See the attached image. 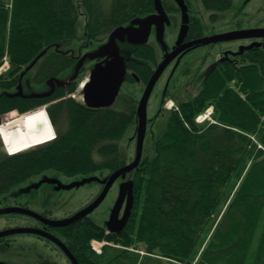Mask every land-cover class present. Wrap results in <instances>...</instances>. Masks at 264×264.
Instances as JSON below:
<instances>
[{"label":"trees","instance_id":"obj_1","mask_svg":"<svg viewBox=\"0 0 264 264\" xmlns=\"http://www.w3.org/2000/svg\"><path fill=\"white\" fill-rule=\"evenodd\" d=\"M175 1L189 12V0ZM200 1L213 19L234 3ZM108 5L106 10L103 0H13L10 11L0 0V63L8 52L16 68L8 78L0 77V115L29 111V94L15 95L29 80L27 68L38 64L36 70L41 71L45 46L74 40L81 14L86 36L95 39L159 12L157 0H111ZM167 6L168 11L172 9ZM192 22L196 27L202 25L199 16ZM143 45L138 43L133 50V68L140 75L147 73L144 78L149 82L157 60L154 50ZM240 61L217 63L200 92L168 113L153 155L128 174L133 205L121 232L108 233L106 226L89 218L65 227H45L62 234L66 243L57 237L80 264H192L199 256L207 264H264V47L243 51ZM42 73L36 72V80ZM210 107H214L215 123L197 124L196 118ZM134 117L138 119V113L115 110L95 118L76 117V128L65 136V142L13 156L3 154L0 204L13 189L47 170L92 173L84 170L85 159L98 149L106 155L109 142L113 159L92 162L91 170L111 168L114 173L126 166L118 143ZM16 122L21 128L26 124L18 117L0 127L5 138L8 132L17 131ZM47 122L51 124L48 116ZM95 239L122 248L109 245L99 254L91 247ZM140 244L145 246V256L130 250Z\"/></svg>","mask_w":264,"mask_h":264},{"label":"rangeland","instance_id":"obj_2","mask_svg":"<svg viewBox=\"0 0 264 264\" xmlns=\"http://www.w3.org/2000/svg\"><path fill=\"white\" fill-rule=\"evenodd\" d=\"M110 1L111 0H103V6L105 9L109 6L108 4ZM191 1L193 2V7L191 8L199 11L197 14L201 15L203 19L206 38H215L237 32L264 30V0H234L233 6L228 11L219 14L217 17L218 19L212 18L213 13L206 11L200 0ZM1 2L6 4L7 9L10 11L12 10L13 0H1ZM163 8V2H161L160 11L153 20V25L156 24V31L151 38V42L155 45L159 52V58L164 57V51L167 48H176L184 40V27L177 29L174 27L173 20L175 21L178 18V15L177 17L174 16L172 20L168 14L163 11ZM82 9L85 13V8ZM189 15V12L183 10L179 15V21L182 19V22H184L188 19ZM81 16H83L80 18L82 23L77 31V37L79 40H65L53 46L54 48L74 47L75 45L83 43L80 38H82L85 33V16L83 14H81ZM145 18L147 17L141 19ZM132 24V22L128 23L126 27L130 28ZM146 31L147 30L144 28L142 33H134L133 38L135 36H140L141 39L145 38L147 41L151 30L149 28V33ZM113 35L110 36L107 43L101 45L99 43H95V45L102 47L103 51H108L107 49H109V47L111 48V39ZM107 36L108 35H103L99 37L98 41H104ZM121 36H119L116 40L117 47L113 46V49L116 48V50H119V56L126 60L129 56H131L132 50L135 48V44L130 40L132 35L125 34L123 35L124 38L120 40ZM96 39L95 41L98 42ZM122 44L124 45L122 46ZM256 46L264 47V38L221 40L197 45L191 50L185 51L177 58L172 66L162 73L156 82L148 101L147 118L149 123L144 142L142 161L144 158L153 155L155 143L166 123V116L168 113L177 110L179 102L186 99L188 100L190 97H193L200 92L202 82L210 69H212L218 62L225 59H231L235 63L239 64L241 62L240 59L243 51L253 47L255 48ZM13 70L16 71V68L13 66L12 59L8 52H6L3 56L2 62L0 63V77H7V75L12 73ZM134 82L135 81H132V86H130L131 84H126L124 86L122 94L120 95L122 99L117 106L114 107L116 111L125 110L126 112L130 108L133 109V112L131 113V115H133L135 113L134 110L139 108V104L138 106L136 104L139 101L141 102L143 98V86ZM145 90L146 88L144 89V92ZM125 91L127 92L125 93ZM166 91L167 96L163 100L164 93ZM18 112V110H12L6 115H3V117L0 118V125H5L9 121L12 123L13 120L18 117H20V121L21 117H26L24 120H28L30 116L35 114V112H33L30 114L26 113L25 115L23 112H20L22 114L18 115ZM39 117L42 118L43 115L40 114ZM213 117L214 107H210L196 118V122L199 125H204L208 122L215 123ZM135 119L136 117H134L133 125L128 128L124 139L118 143L119 154H122V158L127 162V165L131 164L136 156L137 138L136 141L132 142L131 140L137 136L138 129L135 125ZM18 123L19 122L15 123L18 125L17 131H21V133L24 132L21 137L22 139H20V141H16L13 145L8 144L7 149L2 141L4 151L6 149L11 155H13L18 152L23 153L20 151L22 149H24V152H27L30 149L46 143V140L44 139L40 140L39 138V140H37L33 136L32 131H23V129L20 130ZM9 133L13 135L14 131ZM258 148L261 149L262 146L258 144ZM7 151L3 153V150H1L2 153H0V161L3 154L6 153L8 155ZM84 163L87 164L86 169L84 170H90V172L92 171L93 176H91V173L83 175H69L59 171L58 169L47 170L29 178L26 182L22 183L3 197L0 208L24 207L54 220H65L73 217L96 200L102 192V186L100 184L107 179V177L103 178L101 176H95V173L98 170H91L93 169L91 167L92 161L85 159ZM69 173L75 174L73 171ZM126 178L123 177L117 185H114L113 189L101 206L85 218H89L95 223L107 227V222L109 221L112 211L117 203L121 185L124 183ZM15 228H37L46 230L44 225L40 224L31 217L22 216L21 214H7L0 216V232ZM50 233L55 236L62 237V234L59 231H50ZM9 237L10 238L6 240L0 241V264H48L49 262L52 264H72L59 247L52 244L44 237L33 234H16ZM62 239L66 243L63 237ZM108 246L115 249L121 247L119 245L110 244L109 242L97 239L91 242V247H93V249L97 252L103 253L104 248ZM130 250L137 252V254L141 256L146 255L145 246L142 244L138 247H131ZM202 251L203 248L201 249V252ZM199 258L200 256L197 257L192 264H207L202 263ZM149 264L159 263L151 261ZM162 264L173 263L164 261Z\"/></svg>","mask_w":264,"mask_h":264},{"label":"flooded vegetation","instance_id":"obj_3","mask_svg":"<svg viewBox=\"0 0 264 264\" xmlns=\"http://www.w3.org/2000/svg\"><path fill=\"white\" fill-rule=\"evenodd\" d=\"M163 6L165 9V12L168 14V16L173 20V17L178 18L174 22V27L181 28L184 27V40L183 42L176 48H167L164 51V57L159 58V52L155 45L151 42L152 35L156 31V24L151 26L150 28V35L148 40L143 43V46H149L152 50H154L155 58L157 60V64L154 68L155 72L158 69V67L161 65L163 61H165L170 54L174 53L176 50L182 48L183 46H186L187 44H191L189 47L185 48L183 51L179 53V55L174 58L170 64L166 67L164 71H166L170 66H172L177 58L181 56L185 51L191 50L192 48L196 47L197 45L201 44H195L196 42L200 41L201 39L206 38L205 37V26L203 19L201 15L197 14L199 11H195L191 7H193V2L189 0L188 11L190 13L188 19H186L184 22L179 21V15L182 13V9L179 7L177 2L175 0H162ZM167 5L172 8L171 10H167ZM194 16L201 17V26H195L192 23V19ZM182 18V17H181ZM190 19V22L188 21ZM186 25L185 23H187ZM185 24V25H184ZM127 25V24H126ZM124 25V27H126ZM135 28H139V26L135 25ZM87 34L84 33L82 38L80 40L83 41L82 44L75 45L74 47H66V48H54L53 46L57 45L58 43H54L49 46L44 47V53L43 60L44 66H42L41 71L36 70L38 68V64L35 65L32 69H29V86L26 81H22L23 85L20 87L23 90V96L29 94V114L35 112L34 115L30 116L29 118V131H32L33 136L39 140L44 139L46 140V146L43 147H49L55 145L57 142H65L63 140L65 136H68L69 134H73L76 125L74 124L73 119L78 117H96L98 114L101 116L110 115L112 111H114V107L117 106V104L120 102L122 97L120 95L122 94V90L126 84H131L132 81H135L138 85L143 86L142 95L144 96V89L147 88L149 82H145L144 75H140L133 67H134V58L129 56L126 61L128 62L127 66V76L126 80L123 83L120 93L115 101V103L111 107H102V108H94L89 107L84 98V87L86 86L87 82L90 79L91 71L94 69V67L97 64H105V62L111 58L113 55L114 49H113V42L111 43V48L107 49L108 51H103L102 47H98V45H95V43L105 44L109 41L110 36L108 35L104 41H98L99 38H95L98 42L95 41V39H91L90 37L86 36ZM74 40H79L78 37H76ZM135 44V45H134ZM134 47H136V43H134ZM119 45V43H118ZM121 45V43H120ZM124 44H122L123 46ZM128 46V45H126ZM141 46V45H137ZM102 48V49H101ZM134 50V48H133ZM132 50V53L134 52ZM84 51V53H83ZM221 62V61H220ZM138 63V62H137ZM219 63V62H218ZM142 66V65H141ZM215 66V65H214ZM36 72L42 73V76L39 77V79L36 80L39 74L36 75ZM46 76V77H45ZM134 82V83H135ZM29 87V90L26 88ZM147 85V86H146ZM142 88V87H141ZM146 91V90H145ZM127 91H125L126 93ZM167 96V91L164 93L163 100ZM162 100V102H163ZM38 102H41V104H37ZM140 101L136 104L140 106ZM116 111V110H115ZM135 113L139 111V108L134 110ZM117 112H128L131 114L133 112V109H128L126 112L125 110H120ZM27 113V112H26ZM37 113V114H36ZM22 113L18 112V115H21ZM25 114V113H24ZM40 114H44L42 118H40ZM6 115V114H5ZM47 116L51 122H47ZM3 115H0V118H2ZM37 117V118H36ZM40 118V119H38ZM42 119V120H41ZM135 125L138 129L139 127V119H135ZM147 122V127H148ZM24 132L21 133V131H18V134H11L9 133V137L12 139V141H20L22 139ZM55 135V136H54ZM136 137H134L132 140L136 141ZM2 138L0 136V153L1 150L4 151V147L2 145ZM3 142H6L3 140ZM6 145V143H4ZM8 144V142H7ZM109 145V151L106 152V155H104L100 150H94L89 160H92V162H103L104 159L107 161L112 160V142L108 143ZM36 149V148H35ZM88 151V150H87ZM98 173V174H97ZM113 174V171L111 168H101L96 173L95 176H101L103 178H108ZM91 176L92 173H91ZM123 178L121 177L116 181L114 185H117L120 180ZM128 182V177L124 180V183ZM102 191L105 188V185H102ZM114 187V186H113ZM113 189V188H112ZM111 189V190H112ZM111 192V191H110ZM126 207V201L123 206V209L120 213V217L124 215ZM24 208V207H23ZM22 216H26L21 214ZM29 217V216H26ZM37 221V220H36ZM39 222V221H38ZM42 224L41 222H39ZM43 225V224H42ZM47 226H44V228ZM46 229V228H45ZM48 229H51L50 227ZM19 235V234H18ZM23 235V234H20ZM12 236V235H11ZM5 239L10 238L9 236L4 237ZM54 244V243H53ZM11 249V248H9Z\"/></svg>","mask_w":264,"mask_h":264},{"label":"water","instance_id":"obj_4","mask_svg":"<svg viewBox=\"0 0 264 264\" xmlns=\"http://www.w3.org/2000/svg\"><path fill=\"white\" fill-rule=\"evenodd\" d=\"M157 3L160 11L161 0H157ZM180 3H183V0L182 1L180 0ZM156 16L157 15H152V16H148L145 19L134 20L130 28L120 27L116 29L112 33V35L114 34L111 39V42H113V46L117 47L116 40L121 35L122 36L120 40L123 39L124 38L123 35L125 34L132 35L130 40L136 44L145 43L146 42L145 38L141 39L140 36L139 37L135 36L133 38V34L137 32L142 33L144 28L147 30L146 32L149 33L148 32L149 28H151V26L153 25V20L154 18H156ZM135 25L139 26V28H135L134 27ZM244 38H264V30L237 32V33L218 36L215 38H204L196 42L195 44H207L221 40H235V39H244ZM190 45L191 44H187L186 46H183L182 48L176 50L174 53L170 54V56L161 63V65L158 67L155 74L151 78L144 93V96L141 100L138 111L139 127H138V138H137L135 159L131 164L118 169L109 178L105 179L101 183L105 185V188L92 204H90L88 207L78 212L73 217L67 218L65 220L50 219L36 211L22 207L0 208V216L7 214H23L41 222L44 226L50 228H60L81 221L89 214H91L93 211H95L97 208H99L101 204L106 200L107 196L109 195L116 181L121 177L125 178L127 174L132 173L141 164L143 152H144V142L147 134V122H148L147 107H148V101L150 95L153 91L156 82L158 81V79L160 78L166 67L170 64V62L174 58H176L179 55L181 51H183L185 48L189 47ZM118 53L119 50H116L115 48L113 55L105 62V64H97L94 67V69L91 71L90 79L87 82L86 86L84 87V92H83L85 102L89 107H94V108L111 107L115 103L120 93L121 87L126 80L127 66H128V62L122 59ZM31 67L27 68V71L31 69ZM27 84L29 85V81H27ZM15 95L23 96V90L21 87H19V92L16 93ZM132 187H133L132 181H128L127 183L121 185V190L117 203L112 211L109 221L107 222V228L111 233L121 232L126 227L131 217L133 197L130 192L132 190ZM125 201H126V207H125L124 215L122 216V218H119L120 213L125 204ZM16 234H33L44 237L50 240L52 243H54L57 247H59L67 256V258L71 261L72 264H80L77 258L75 257V255L70 251L68 246L61 239H59L57 236L53 235L52 233L48 232L47 230L37 229V228H15L0 232V239Z\"/></svg>","mask_w":264,"mask_h":264},{"label":"bare ground","instance_id":"obj_5","mask_svg":"<svg viewBox=\"0 0 264 264\" xmlns=\"http://www.w3.org/2000/svg\"><path fill=\"white\" fill-rule=\"evenodd\" d=\"M147 108H148V107H147ZM25 118H26V117H24V118L21 117V121L24 120ZM24 122L26 123L25 126L22 127V128L19 126V129H20V130L23 129V131H26V130L29 131V119H28V120H24ZM0 134H1V133H0ZM8 134H9V132L6 134V135H7L6 138H5L2 134L0 135L1 138H2L4 141H6V142H4V143H6V146H7L8 144H9V145H10V144L13 145L14 143H16L15 141H12V139L9 137ZM7 142H8V144H7ZM20 151L24 152V149H22V150H20ZM19 153H21V152H18V153H16V154H19ZM13 155H15V154H13ZM96 249H97V248H96ZM98 253L101 254L102 252H98Z\"/></svg>","mask_w":264,"mask_h":264},{"label":"crops","instance_id":"obj_6","mask_svg":"<svg viewBox=\"0 0 264 264\" xmlns=\"http://www.w3.org/2000/svg\"><path fill=\"white\" fill-rule=\"evenodd\" d=\"M14 134H18V131H14Z\"/></svg>","mask_w":264,"mask_h":264}]
</instances>
